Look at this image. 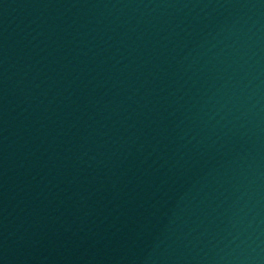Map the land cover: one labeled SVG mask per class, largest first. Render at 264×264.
Returning a JSON list of instances; mask_svg holds the SVG:
<instances>
[{
	"label": "water",
	"instance_id": "95a60500",
	"mask_svg": "<svg viewBox=\"0 0 264 264\" xmlns=\"http://www.w3.org/2000/svg\"><path fill=\"white\" fill-rule=\"evenodd\" d=\"M0 264H264V0H0Z\"/></svg>",
	"mask_w": 264,
	"mask_h": 264
}]
</instances>
